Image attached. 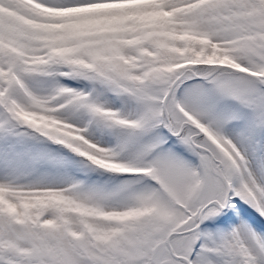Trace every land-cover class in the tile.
<instances>
[{
	"label": "snow or ice",
	"instance_id": "snow-or-ice-1",
	"mask_svg": "<svg viewBox=\"0 0 264 264\" xmlns=\"http://www.w3.org/2000/svg\"><path fill=\"white\" fill-rule=\"evenodd\" d=\"M0 264H264V0H0Z\"/></svg>",
	"mask_w": 264,
	"mask_h": 264
},
{
	"label": "rangeland",
	"instance_id": "rangeland-1",
	"mask_svg": "<svg viewBox=\"0 0 264 264\" xmlns=\"http://www.w3.org/2000/svg\"><path fill=\"white\" fill-rule=\"evenodd\" d=\"M69 83V86H77V87H82V85H77L75 82H68ZM116 105H118V104H116ZM119 106V105H118ZM114 107H116L115 105H114Z\"/></svg>",
	"mask_w": 264,
	"mask_h": 264
}]
</instances>
